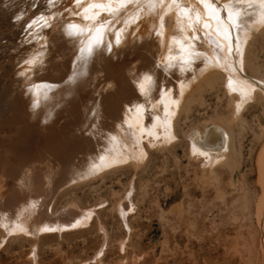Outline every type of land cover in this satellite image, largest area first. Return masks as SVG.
Listing matches in <instances>:
<instances>
[{
	"label": "bare ground",
	"instance_id": "obj_1",
	"mask_svg": "<svg viewBox=\"0 0 264 264\" xmlns=\"http://www.w3.org/2000/svg\"><path fill=\"white\" fill-rule=\"evenodd\" d=\"M36 2L0 0V15L12 8L26 15L12 20L15 26L32 22L30 45L16 58L0 101L6 107L0 116L3 242L22 237L36 246L42 235L87 228L94 217L96 222L97 205L82 207L74 199L54 209L57 199L109 171L140 168L150 150L175 146L181 134L189 158L216 181L220 168L241 165L240 136L251 106L262 107L256 116L264 131V73L254 51L264 36L260 0H130L123 5L119 0H69L61 8L37 12L32 8ZM210 5L216 11L210 13ZM230 8L233 14L239 11L241 27L228 19ZM218 88L226 110L215 109L202 125L181 128L194 105L204 103V94ZM256 163L262 186L256 219L263 227L264 251V143ZM134 190L131 183L125 193L131 209ZM117 205L128 224L131 209L121 200ZM99 227L106 232L103 224Z\"/></svg>",
	"mask_w": 264,
	"mask_h": 264
},
{
	"label": "rangeland",
	"instance_id": "obj_2",
	"mask_svg": "<svg viewBox=\"0 0 264 264\" xmlns=\"http://www.w3.org/2000/svg\"><path fill=\"white\" fill-rule=\"evenodd\" d=\"M68 1L39 0L35 3L38 6L34 4L32 8L36 12L41 7L53 11ZM14 10L0 15V101L5 99L2 95L16 58L23 56L24 45H30L28 38L32 33V22H28L31 25L23 26L24 22L14 25L13 21L26 17L21 9ZM254 49L264 73V36L257 40ZM204 98V103L194 105L188 119L183 118L181 128L187 130L193 125H202L215 109L227 108L226 97L220 88L206 92ZM0 107V116L6 114V107ZM260 112L261 106H251L246 112L248 124L240 136L243 145L241 165L234 170L220 168L219 180L203 175L200 162L189 158L187 141L181 134V140L175 146L165 151L150 150V157L142 168L124 166L109 171L103 177L70 188L57 199L54 209H61L74 199L82 207L97 205L99 218L96 217L95 222L94 217L87 228L66 231L61 236L58 233L42 235L35 251L32 239L12 237L3 242L0 231V264H264L263 227L257 220V202L262 186L257 179L256 162L264 143V131L256 116ZM131 183L135 186L133 201L136 204L132 209L130 201L125 198ZM220 190H224V194ZM120 200L127 210L131 209L127 214L128 224L118 211ZM100 223L105 233L100 229ZM103 244L104 250L97 256Z\"/></svg>",
	"mask_w": 264,
	"mask_h": 264
},
{
	"label": "snow or ice",
	"instance_id": "obj_3",
	"mask_svg": "<svg viewBox=\"0 0 264 264\" xmlns=\"http://www.w3.org/2000/svg\"><path fill=\"white\" fill-rule=\"evenodd\" d=\"M77 2H79V0H77ZM119 2L123 5V4H126L128 2H130V0H119ZM173 2L175 3L176 0H173ZM202 3H207V0H201ZM249 3H251V0H248ZM260 4L262 5L261 7V11L259 12V17L261 19H264V0H260ZM98 7H103L102 5H98ZM85 11H88V9H85ZM185 11H187V9H185ZM209 11L210 13L211 12H214L216 11V9L214 7H212L211 5L209 6ZM198 15V14H197ZM87 18V17H86ZM217 19H219V16L217 17ZM228 19L230 20H233V22L236 24V26L239 28L241 27L242 25L238 23V20H239V11L237 10L235 12V14H233V11L231 10L230 8V11H229V15H228ZM209 25L207 23H205V27H208ZM70 28H78L79 26H75V25H69ZM104 27V25H100V27L98 28V32L100 30H102ZM78 34V33H77ZM225 34H227V30H225ZM222 47V46H221ZM231 51V49H229ZM231 83V81H230Z\"/></svg>",
	"mask_w": 264,
	"mask_h": 264
}]
</instances>
